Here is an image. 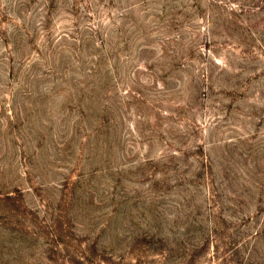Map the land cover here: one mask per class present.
<instances>
[{
    "label": "rangeland",
    "instance_id": "1",
    "mask_svg": "<svg viewBox=\"0 0 264 264\" xmlns=\"http://www.w3.org/2000/svg\"><path fill=\"white\" fill-rule=\"evenodd\" d=\"M0 264H264V0H0Z\"/></svg>",
    "mask_w": 264,
    "mask_h": 264
},
{
    "label": "trees",
    "instance_id": "2",
    "mask_svg": "<svg viewBox=\"0 0 264 264\" xmlns=\"http://www.w3.org/2000/svg\"><path fill=\"white\" fill-rule=\"evenodd\" d=\"M261 234H262V233L257 232V233H256V236L258 237V236H260Z\"/></svg>",
    "mask_w": 264,
    "mask_h": 264
}]
</instances>
